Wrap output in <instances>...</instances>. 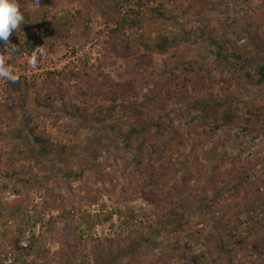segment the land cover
Here are the masks:
<instances>
[{
  "label": "rangeland",
  "instance_id": "374dc122",
  "mask_svg": "<svg viewBox=\"0 0 264 264\" xmlns=\"http://www.w3.org/2000/svg\"><path fill=\"white\" fill-rule=\"evenodd\" d=\"M17 3L25 22L0 44V264L33 236L32 264H188L195 244L228 238L205 196L249 231L242 205L264 195V131L244 129L264 112V83L247 77L264 66V0ZM156 35L176 43L157 53ZM134 107L162 131L131 133ZM257 237L231 240L232 264H264Z\"/></svg>",
  "mask_w": 264,
  "mask_h": 264
},
{
  "label": "trees",
  "instance_id": "16d2710c",
  "mask_svg": "<svg viewBox=\"0 0 264 264\" xmlns=\"http://www.w3.org/2000/svg\"><path fill=\"white\" fill-rule=\"evenodd\" d=\"M20 1V0H17ZM176 43V37L173 36H169V35H156V38L153 42V49L154 51H156L157 53H167L168 51H170V49L174 46V44ZM248 79L251 82H254L256 84H263L264 83V66L261 67V69L259 70L258 74H248ZM203 108V107H202ZM203 110V109H202ZM134 113H135V117L138 119L139 123L138 125L132 127L131 129V133H140L142 131H149L152 129V127L156 128V131H162L161 129H163V125L160 123L157 124H151L149 122H146V120H142L143 118V112L142 110H139L138 108L134 107ZM261 113V115H260ZM257 114L252 115V113H248V116L245 118L246 124L247 126L244 127V129L249 132L252 133L251 131H256L258 133V131H264L263 129L261 130V125L264 128V112H260ZM240 112L237 111H233L232 113H230L229 115L226 116V122L228 123V125H230L231 123H235L236 119H238L240 117ZM244 115H242L243 117ZM252 116L253 118L256 117H263V121L261 122H254L252 120ZM257 123H259V125H257ZM191 125V123L189 124ZM188 125V126H189ZM163 126V127H162ZM217 130V129H215ZM37 140L39 142H43L42 138H37ZM168 144V143H167ZM169 145V144H168ZM231 152H234V150H231ZM196 193L198 195V197L202 198L205 194L203 193V188L202 189H196ZM204 194V195H203ZM260 195H262V193H260ZM196 196V195H195ZM208 197L207 200H210L211 202L209 204H207V212H212L215 211L214 213H212V216L216 219V221L220 224V225H224L225 227H227L228 229V238L226 239L225 236L223 234H220L218 236H216V238H218V241H215L213 243H215V245L212 244V242L208 243V244H204L202 246H200L198 248V246L195 244L192 248L194 249H199L198 253H194L191 256V260L188 264H222L224 263V260L221 258V255H225V257H229V264H232V258L230 257L233 253L232 251V242L231 240H235L238 243L237 244H241L244 246H247L248 243L251 241L250 239L252 238V236H258L257 238H259V240L264 241V236L262 233H264V215L263 217H260L259 214L263 213L264 214V195L262 196L261 200L259 202H255V199L253 200H249L247 203H245L244 205H242V209H244L245 207H251V214L248 217V221L249 223H253L251 228L249 229L248 232H246L245 234L242 235H236L235 232L237 230V222H235L236 217L230 215L227 210H220L217 206H216V198L212 197L211 198L209 196H205ZM183 202V201H182ZM185 203V202H183ZM219 213V214H217ZM216 214L218 216H216ZM210 236V235H209ZM208 236V237H209ZM236 238V239H235ZM34 236L32 237V241H30V243L28 244L27 247H24L23 249H21L19 246H15V258H14V263L13 264H19V262L21 263L23 261V263L21 264H32L30 263V261L28 260H23V257L27 254H30L33 250V248L36 246L34 243H37L36 240H34ZM230 239V240H228ZM253 246L254 247H258L260 245V241L254 240L253 242ZM20 251V253H19ZM214 251H218L219 256L217 258H213V254ZM200 252V254H199ZM207 253V254H206ZM98 258V257H97ZM222 262H221V261Z\"/></svg>",
  "mask_w": 264,
  "mask_h": 264
},
{
  "label": "clouds",
  "instance_id": "9594fccd",
  "mask_svg": "<svg viewBox=\"0 0 264 264\" xmlns=\"http://www.w3.org/2000/svg\"><path fill=\"white\" fill-rule=\"evenodd\" d=\"M25 17L21 12L17 0H0V44L6 48L11 34L22 26ZM17 49H13L15 52ZM9 79L15 82L18 77L10 76Z\"/></svg>",
  "mask_w": 264,
  "mask_h": 264
}]
</instances>
